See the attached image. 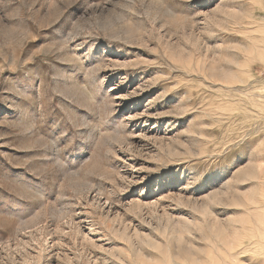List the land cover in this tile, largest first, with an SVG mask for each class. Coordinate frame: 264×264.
<instances>
[{
    "label": "rangeland",
    "instance_id": "obj_1",
    "mask_svg": "<svg viewBox=\"0 0 264 264\" xmlns=\"http://www.w3.org/2000/svg\"><path fill=\"white\" fill-rule=\"evenodd\" d=\"M0 264H264V0H0Z\"/></svg>",
    "mask_w": 264,
    "mask_h": 264
}]
</instances>
